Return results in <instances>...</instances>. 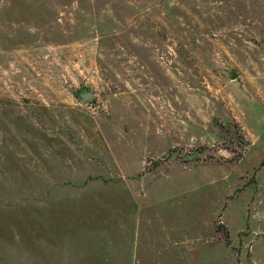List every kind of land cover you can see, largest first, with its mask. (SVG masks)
<instances>
[{
    "label": "rangeland",
    "instance_id": "374dc122",
    "mask_svg": "<svg viewBox=\"0 0 264 264\" xmlns=\"http://www.w3.org/2000/svg\"><path fill=\"white\" fill-rule=\"evenodd\" d=\"M0 264H264V0H0Z\"/></svg>",
    "mask_w": 264,
    "mask_h": 264
},
{
    "label": "water",
    "instance_id": "95a60500",
    "mask_svg": "<svg viewBox=\"0 0 264 264\" xmlns=\"http://www.w3.org/2000/svg\"><path fill=\"white\" fill-rule=\"evenodd\" d=\"M80 96L84 101H92L94 99V93L92 92L84 91L80 94Z\"/></svg>",
    "mask_w": 264,
    "mask_h": 264
}]
</instances>
